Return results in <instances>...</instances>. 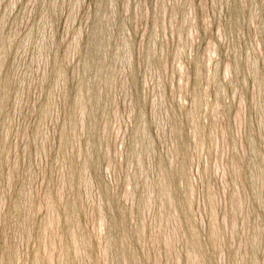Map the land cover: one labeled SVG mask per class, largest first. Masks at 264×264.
<instances>
[{
    "label": "rangeland",
    "instance_id": "rangeland-1",
    "mask_svg": "<svg viewBox=\"0 0 264 264\" xmlns=\"http://www.w3.org/2000/svg\"><path fill=\"white\" fill-rule=\"evenodd\" d=\"M263 196L264 0H0V264H264Z\"/></svg>",
    "mask_w": 264,
    "mask_h": 264
},
{
    "label": "bare ground",
    "instance_id": "bare-ground-1",
    "mask_svg": "<svg viewBox=\"0 0 264 264\" xmlns=\"http://www.w3.org/2000/svg\"><path fill=\"white\" fill-rule=\"evenodd\" d=\"M91 182V181H90ZM260 182H261V179H260ZM260 187H262V184H260ZM126 195H127V193H126ZM263 198H264V196H263ZM145 202V201H144ZM171 202V201H170ZM150 204V203H149ZM161 204H162V202H161ZM171 204V203H170ZM173 215V214H172ZM171 218V217H170ZM54 219V218H53ZM94 219V218H93ZM101 221H102V219H101ZM171 221V220H170ZM101 224V223H100ZM162 224V223H161ZM168 228V227H167ZM54 235V234H53ZM155 236H156V234H154ZM166 235H167V233H166ZM160 236V235H159ZM173 236V235H172ZM53 237V236H52ZM167 237V236H166ZM177 237V236H176ZM252 237V236H251ZM156 238V237H155ZM167 240V239H166ZM254 240H255V238H254ZM152 241V240H151ZM156 241V240H155ZM257 241V240H256ZM154 243V242H153ZM52 244V242H51V240H50V245ZM54 244V243H53ZM256 244V243H255ZM168 245V244H167ZM49 246V245H48ZM46 247V246H45ZM168 247V246H167ZM51 248H52V246H51ZM46 249V248H45ZM168 249V251H169V248H167ZM45 251V250H44ZM49 251V250H48ZM51 251L53 252V250L51 249ZM192 251V250H191ZM168 254H169V252H167ZM52 253H50V254H47L48 255V258H49V256L51 255ZM195 257V256H194ZM50 258H51V256H50ZM190 258V257H189ZM190 260V259H189ZM196 260H197V258H196ZM255 260V259H254ZM157 261V260H156ZM256 261V260H255ZM252 262H253V260H252ZM256 263V262H255ZM157 264V263H156Z\"/></svg>",
    "mask_w": 264,
    "mask_h": 264
}]
</instances>
